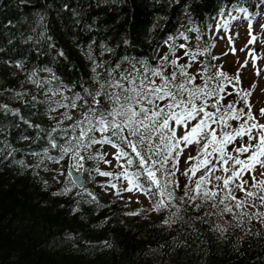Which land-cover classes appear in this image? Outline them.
Returning a JSON list of instances; mask_svg holds the SVG:
<instances>
[{"label": "trees", "instance_id": "obj_1", "mask_svg": "<svg viewBox=\"0 0 264 264\" xmlns=\"http://www.w3.org/2000/svg\"><path fill=\"white\" fill-rule=\"evenodd\" d=\"M238 8L258 16L264 12V0H0V103L19 109L31 124L48 129L55 121L45 114V105L32 107L33 95L43 100L44 89L63 82L71 89L65 95L71 96L80 91L82 82L91 84L89 54L113 65L124 56L148 58L155 64L154 50L159 47L163 55L167 45H160L178 32H184L188 40L178 39L177 44L187 43L203 53L189 71L195 73L207 64L212 75L220 71L212 29L216 22L240 14ZM183 55L179 49L177 56ZM46 68L52 71L41 70ZM33 71L41 81L52 80V85L38 90L29 79ZM53 73L58 79L53 80ZM195 83L202 85L203 78L197 76ZM209 86H215V81ZM16 92L26 95L21 99ZM36 132L18 117L0 112V141L6 139L11 146L0 144L4 148L0 154V264H264L260 219H249L242 212L223 220L220 199L181 201L184 189L174 186L170 187L176 199L156 211L159 197L149 196V206L133 204L111 190L95 171H83V188L97 199L89 203L87 192L70 183L68 157L59 164L45 160L35 166L42 157L31 153L40 152L46 144L45 139H36ZM105 148L96 145L92 151L106 152ZM83 166L94 169L97 162L85 159ZM66 186L70 192L54 194ZM133 212L139 214L129 215Z\"/></svg>", "mask_w": 264, "mask_h": 264}, {"label": "snow or ice", "instance_id": "obj_2", "mask_svg": "<svg viewBox=\"0 0 264 264\" xmlns=\"http://www.w3.org/2000/svg\"><path fill=\"white\" fill-rule=\"evenodd\" d=\"M236 10L247 12L244 8ZM223 26L227 27V22ZM251 28L249 23V43L257 39L251 34ZM178 39L187 41L188 36L184 32H178L175 37L168 36L160 45H167L168 50L163 55H159V47L154 50L152 60L156 61L155 64L148 58L124 56L113 65L110 61H97L95 56L89 54L93 74L91 84L82 82L80 91L72 92L71 96L65 95L71 89L63 82L54 88L44 89L45 85H52V80L41 81L37 72L33 71L29 79L38 90L44 89L45 99L39 100L33 95L32 107L35 108L37 104L46 106L45 114L55 121L48 129L31 124L20 115L19 109H12L7 104L0 103V112L4 115L10 113L28 127H35L36 139H45L46 144L41 151L31 153L42 157L36 167L45 160L59 164L68 157L70 183L85 192L87 189L71 178L73 170L77 173L95 171L100 176L111 177L107 186L116 189L117 195L136 191L159 197L154 210L160 211L176 199L170 186L180 187L175 179L179 171V158L187 148L195 145L197 155L189 154L184 161L187 167L181 175L187 178V182L181 201L185 198L193 204L197 199L215 201L222 193L219 203L235 201L233 206L225 204L224 212L232 213L233 207H256L257 199L264 207V123H260L253 114L252 105L247 100L252 93L243 89L236 91V84L240 82L239 69L235 76H229L224 71L209 75V66L205 64L195 73L190 72L197 57L203 53L199 48H189L187 43L177 44ZM179 49L184 50L183 56H177ZM104 51L111 52L112 49L106 48ZM104 51L100 53L101 56ZM59 55L62 56L63 52ZM184 57L188 59L182 64L180 61ZM41 70L52 71L47 68ZM197 76L203 78L202 85L195 83ZM54 79L58 77L53 73ZM212 81H215V86L210 87ZM225 81L232 84L233 92H226ZM233 94L240 96L244 107L236 106L239 101L221 104L222 100ZM14 95L23 99L26 93L16 92ZM210 108L213 111H209ZM260 117L264 118V108L260 109ZM230 121L236 122L235 127ZM213 124L218 126L219 133L217 128L212 127ZM16 126L19 127V124ZM41 133H44L43 137ZM21 139L27 140L29 137L21 136ZM0 144L4 148H11L6 139ZM96 145H107L116 150L112 155L116 161L115 168L120 171L100 170V162L112 165V160L107 159L108 153L101 149L92 151ZM4 148H0V154ZM52 151L57 154L51 155ZM85 159L96 161L97 167L84 169ZM19 163L23 164L24 161ZM217 171L222 174L215 175ZM197 172H200L199 176ZM245 175L250 177L251 183L244 179ZM121 180L127 187L118 185L117 181ZM70 191L71 188L66 186L62 192L54 194L64 195ZM236 191L244 194L242 199L235 195ZM87 195L91 198L89 203L97 202L91 192H87ZM216 206L214 203L213 207ZM195 207L199 208V205ZM242 215L249 214L245 212ZM252 216L264 223V212L257 211Z\"/></svg>", "mask_w": 264, "mask_h": 264}, {"label": "rangeland", "instance_id": "obj_3", "mask_svg": "<svg viewBox=\"0 0 264 264\" xmlns=\"http://www.w3.org/2000/svg\"><path fill=\"white\" fill-rule=\"evenodd\" d=\"M234 17H236V19L226 20L221 23L216 22V24H214L212 32L216 41L215 61L219 64L220 71L226 72L229 76H235L237 69H239L240 82L236 84V91L243 89L252 93L247 97V100L252 105L253 114L259 119L260 123H264V118L260 117V109L264 108V27H262L264 26V12L260 13L258 16H249V19L248 14L242 12L236 14ZM225 22H227V25L230 23L231 26L228 28L224 27L223 25ZM249 23L252 25L251 34L257 37L253 43H249L251 38L249 35ZM258 71L259 74H257ZM233 83H235V81H233ZM225 84L226 92H233L232 84H228L227 81H225ZM232 101H240L237 105L238 108L244 105V101L240 100V96L236 94L227 96L226 99L221 101V104L227 105ZM209 111H213V109L210 108ZM245 111H247V108ZM221 112H223V108H221ZM231 124L233 127L236 125V123ZM212 127L217 128V132L219 133L217 125L213 124ZM237 143H239V141H237ZM105 150L108 153L107 159L112 160V165L103 163L101 171H120V169L115 168L116 161L112 155L116 150L107 145ZM229 151H231V147H229ZM189 154L193 156L197 155V148L195 145L187 148L179 158V171L176 173L175 177L180 185L179 188H176L178 191H183L184 185L187 182V178L181 175V173L187 167L184 161ZM55 167L58 168L57 171H60L58 165ZM221 174L222 173L219 171L215 173V175ZM196 175L199 176L200 172H197ZM100 179H104L107 182L112 180L111 177L103 176H100ZM244 179L249 180L251 183L249 176L245 175ZM117 183L119 186L127 187V184L123 180L117 181ZM245 187H247V185ZM107 189L109 190L110 188ZM111 190L115 189L111 188ZM252 190L255 191V189ZM120 195L133 204L149 206L150 203V197L141 192H122ZM222 195L221 193L216 198L221 199ZM235 195L242 199L244 194L240 191H236ZM225 204L233 206L235 201L225 200L223 204L220 203L218 206L219 212L223 215V220L230 216V213L223 211ZM255 204L256 207L246 206L240 209L233 207L232 213L247 212L250 217L249 219H253V213L257 211L264 212V207L260 206V201L258 199L255 201ZM257 221L259 222V220Z\"/></svg>", "mask_w": 264, "mask_h": 264}, {"label": "water", "instance_id": "obj_4", "mask_svg": "<svg viewBox=\"0 0 264 264\" xmlns=\"http://www.w3.org/2000/svg\"><path fill=\"white\" fill-rule=\"evenodd\" d=\"M72 178L75 179L78 184H81L83 186L85 185L86 180H85V175H84L83 171L80 173H77L73 170L72 171Z\"/></svg>", "mask_w": 264, "mask_h": 264}, {"label": "bare ground", "instance_id": "obj_5", "mask_svg": "<svg viewBox=\"0 0 264 264\" xmlns=\"http://www.w3.org/2000/svg\"><path fill=\"white\" fill-rule=\"evenodd\" d=\"M47 2V1H46ZM25 39V38H24ZM22 41V40H21ZM20 42V41H19ZM11 44V43H10ZM17 44V43H16ZM10 46V45H9ZM2 51V50H1ZM22 51V50H21ZM30 51V50H29ZM4 53V52H3ZM6 53V52H5ZM3 58V57H2ZM8 59V58H7ZM31 59V58H30ZM34 60V59H33ZM2 61V60H1ZM10 63V60H9ZM2 64V63H1Z\"/></svg>", "mask_w": 264, "mask_h": 264}]
</instances>
